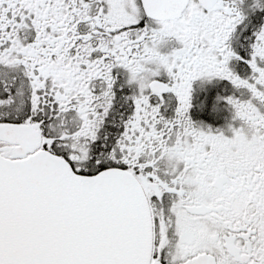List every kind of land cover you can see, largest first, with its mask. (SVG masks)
<instances>
[{
    "label": "snow or ice",
    "instance_id": "1",
    "mask_svg": "<svg viewBox=\"0 0 264 264\" xmlns=\"http://www.w3.org/2000/svg\"><path fill=\"white\" fill-rule=\"evenodd\" d=\"M0 264H264V0H0Z\"/></svg>",
    "mask_w": 264,
    "mask_h": 264
}]
</instances>
